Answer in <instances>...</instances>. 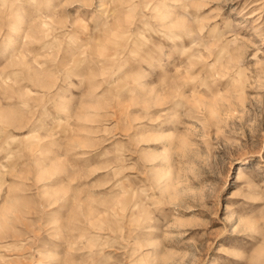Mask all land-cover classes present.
Segmentation results:
<instances>
[{"label":"clouds","instance_id":"1","mask_svg":"<svg viewBox=\"0 0 264 264\" xmlns=\"http://www.w3.org/2000/svg\"><path fill=\"white\" fill-rule=\"evenodd\" d=\"M0 158V264H264V0H0Z\"/></svg>","mask_w":264,"mask_h":264},{"label":"rangeland","instance_id":"2","mask_svg":"<svg viewBox=\"0 0 264 264\" xmlns=\"http://www.w3.org/2000/svg\"><path fill=\"white\" fill-rule=\"evenodd\" d=\"M41 148H42V150H43V146H41ZM79 151L82 152L83 150H79ZM2 159H3V158H0V160H2ZM87 159H90V158H79V159H77V158H75L74 155H69V156L67 157V161H68V163L71 164L74 168H82V167H84L85 164H86ZM47 160H48V156H47V155L42 156V157H38V158H37V163H38V165H42L41 171H43L44 168L47 167V163H46ZM3 168H4V169H7V168H8V164H7L6 161H5L4 164H3ZM22 174H24V173L22 172ZM29 174H30V175H35V174H36V172H35V168L30 167V168H29ZM9 179H10V178H9ZM56 187H57V186L54 185V184H53L52 182H50V181H41V183H40V185H39V191H40V194L43 195L45 192H51L52 189H54V188H56ZM222 202H223V200H222V197H221V203H222ZM201 218H202V219H207V217H201ZM212 226H213V227H219V224H217V223H213ZM190 235H192V234L190 233Z\"/></svg>","mask_w":264,"mask_h":264}]
</instances>
